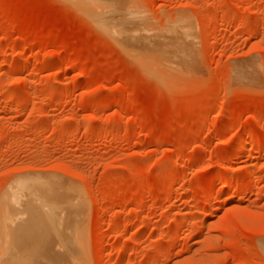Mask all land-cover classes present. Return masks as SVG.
I'll list each match as a JSON object with an SVG mask.
<instances>
[{
    "label": "rangeland",
    "instance_id": "374dc122",
    "mask_svg": "<svg viewBox=\"0 0 264 264\" xmlns=\"http://www.w3.org/2000/svg\"><path fill=\"white\" fill-rule=\"evenodd\" d=\"M110 1L152 61L85 0H0V264H264V0ZM23 186L82 210L17 225Z\"/></svg>",
    "mask_w": 264,
    "mask_h": 264
},
{
    "label": "bare ground",
    "instance_id": "6f19581e",
    "mask_svg": "<svg viewBox=\"0 0 264 264\" xmlns=\"http://www.w3.org/2000/svg\"><path fill=\"white\" fill-rule=\"evenodd\" d=\"M86 1V6H85V11H87V13L88 14H90L91 15V19H92V17H94L93 19H94V21L96 22L95 24L96 25H98V27L99 28H102L105 32H108V34L110 35L111 34V36L113 37V39H117L120 43H121V45H120V47L121 46H123V47H125V49L127 50V51H129V55L130 54H133L134 55V57L135 58H137V59H139V60H145V61H149V60H151L152 61V58H150V54L152 55V57H153V54H152V52L150 53V54H148L147 53V51H143V49L145 48L146 49V44H145V42H144V45L145 46H142L143 44V42L142 41H144L145 39H144V35L143 34H141V33H139L138 31H133L129 26H128V24H127V21L129 20L128 18H126V22L125 21H123L125 18H123V15H124V13H121L120 11H118V10H120V7L118 8L117 6V4H116V2H115V5L116 6H114V2H111L110 0H85ZM114 1V0H113ZM82 3H84V2H82ZM118 3V2H117ZM113 4V5H112ZM79 6H80V4H78ZM77 5V6H78ZM84 6H82V8H84ZM114 6V7H113ZM81 8V7H80ZM106 8V10H104ZM139 31H142V30H139ZM141 34V35H140ZM143 38V39H142ZM117 40H115L116 42H117ZM146 41V40H145ZM118 43V42H117ZM148 44H149V42H148ZM144 47L143 49H142V47ZM149 47H151V45L149 46ZM122 48V47H121ZM147 48H148V46H147ZM125 49H123V50H125ZM144 49V50H145ZM151 49V48H150ZM125 50V51H126ZM148 50V49H147ZM153 50V49H152ZM149 51V50H148ZM148 54V55H147ZM128 55V56H129ZM136 59V60H137ZM150 62V61H149ZM147 63V62H146ZM19 89V88H18ZM24 90V89H23ZM15 92H16V90H15ZM15 92H13L14 94H15ZM36 176V175H35ZM47 177V176H46ZM39 178V177H38ZM42 187V186H41ZM23 188H24V186H23ZM32 187L31 186H29V189H31ZM40 188V187H39ZM51 189H52V187H50ZM70 188V187H69ZM18 189H20V187L18 188ZM33 189V188H32ZM31 189V190H32ZM63 189L64 188H62L61 190L63 191ZM67 189V188H66ZM71 189V188H70ZM41 190V189H40ZM44 190V189H43ZM46 190V189H45ZM54 190V189H53ZM59 190V189H58ZM25 191V192H24ZM28 191V190H27ZM26 191V189L24 188V190L22 189V193H21V191H19V192H15L14 194H11V195H13V197H16L17 198V200H19V201H17V203L15 204L14 203V205H13V209H14V214H15V218L14 219H16V217H18L17 218V225H18V223L19 224H24V223H28V221H27V215L28 214H30L33 210L35 211V213H36V215H35V213H34V211H33V213H32V216H33V214H34V217H31L30 216V220H31V218H33V219H35V221L32 219L31 221H34V224H35V222H36V224H37V222L39 221V225L38 226H43V224H44V222H43V214L44 215H46V213L44 212L43 214H42V212H41V210L39 211V209H43L42 207H44V204L46 203V201H47V207H48V205L49 204H51L50 202H53V204H54V202H56L57 203V195H59V197H61V195H62V199H64V197H65V199H66V197H68V195H66L65 196V194H64V196H63V193L60 195V193L59 194H57V195H55V197H53V200L52 201H50L48 198H50V196L49 197H47V196H44L45 194L42 192L41 193V196H42V194H44L42 197L40 196V195H37L39 192V190H33L32 192H31V194H32V196H34L36 199H34V202L33 203H37L38 204V200L40 201H42V200H46L45 201V203L42 201V203H43V205L41 206H37V204H36V207H40L39 209L38 208H36L37 210H38V212H40V213H37V210L36 209H33L32 208V211L30 212V213H28L27 214V212H29L28 211V208L31 206L30 204H32V200H28V192ZM55 191V190H54ZM57 191V190H56ZM67 191V192H66ZM25 194H24V193ZM34 192H37V193H34ZM41 192V191H40ZM52 192V191H51ZM63 192H66L67 194H68V189L67 190H65L64 189V191ZM35 195H34V194ZM56 193H58V192H56ZM30 195V194H29ZM47 195V194H46ZM53 195H54V193H53ZM72 195V194H71ZM37 197H41L42 199H38ZM45 197V198H44ZM25 198V199H24ZM44 198V199H43ZM47 198V199H46ZM55 198V199H54ZM73 198V197H72ZM11 199H12V197H11ZM38 199V200H37ZM62 199H58V200H62ZM69 199V198H68ZM16 200V199H15ZM35 200H36V202H35ZM71 200V199H70ZM10 201V200H9ZM13 201H14V199H13ZM13 201H11V202H13ZM64 201V200H63ZM63 201H60V203L61 202H63ZM68 201V200H67ZM31 202V203H30ZM41 203V204H42ZM59 203V202H58ZM70 203H72V202H70ZM13 204V203H12ZM39 204H40V202H39ZM63 204V203H62ZM65 204H68L67 202L65 203ZM14 206H15V208H14ZM46 206V205H45ZM56 206H58V204L56 205ZM63 206H64V204H63ZM68 205H66V206H64V207H67ZM70 206V205H69ZM12 207V206H11ZM31 207H33V205L31 206ZM52 204H51V206L49 205V208L50 209H48V210H52V212L54 213H56V211L57 212H59V211H62L63 210V213L66 211L65 209L66 208H64V209H61V210H59L58 208L55 210L54 209V207H53V209L55 210H53L52 209ZM71 207H72V209L73 210H75V208H78V206H76L75 207V205H74V207L75 208H73V205H71ZM71 207H68V209H69V211L71 210ZM35 208V207H34ZM30 210H31V208H29ZM47 209H43V210H47ZM65 210V211H64ZM78 210H82V209H79L78 208ZM77 210V211H78ZM12 211V210H11ZM68 210L66 211V214H63L62 212H60V213H62L63 215H65L64 217H66L67 218V214H68V212H69ZM72 211V210H71ZM76 211V210H75ZM47 212V211H46ZM13 213V212H12ZM11 213V214H12ZM50 213L51 212H48V216H50ZM70 213V212H69ZM72 213H74V212H71L70 213V216H71V218H72V216L73 215H71ZM77 213V212H76ZM75 213V214H76ZM37 214H40V216L39 215H37ZM42 214V215H41ZM56 214H58V213H56ZM74 214V216H76L77 217V214L75 215ZM79 214H81V213H79ZM13 215V214H12ZM52 215L54 216V219H55V217L57 216H55V214H52L51 213V217H52ZM42 219L41 220V223H40V218ZM69 216V215H68ZM81 217V216H80ZM9 218V217H8ZM12 218V217H11ZM36 218H38L39 220H36ZM53 218V217H52ZM70 218V219H71ZM29 219V218H28ZM54 219H52L53 221H54ZM67 219H69V217L67 218ZM79 219V218H78ZM26 220V221H25ZM51 220V221H52ZM74 220V219H73ZM13 221H15V220H13ZM31 221H29V224H30V222ZM45 221V220H44ZM52 221V222H53ZM51 222V224H53ZM14 223V222H13ZM31 223H33V222H31ZM56 223V222H55ZM35 224V226L37 227V225ZM54 226H58L57 224H53ZM31 226H32V224H31ZM34 226V225H33ZM69 230V229H68ZM19 236V235H18ZM14 238H16V237H14ZM17 244V243H16ZM16 244L14 245L15 247H17L16 246ZM54 244H56V243H54ZM53 244V248L55 247V246H57L58 244H56V245H54ZM29 245H31V244H29ZM28 245V246H29ZM33 245V247H31L32 249H34L35 250V252L33 253H31V255L32 254H34L35 255V253H37L38 254V251L36 252V249L38 250V247H36V249L34 248V244H32ZM45 245V244H44ZM40 246V245H39ZM66 246V245H65ZM22 247V245H20L18 248H21ZM49 247L50 246H47V248L49 249ZM59 247V246H58ZM58 247H56V250H53V248L51 247L49 250L50 251H46V252H48L47 254H46V257H45V254L43 255L45 258H48L47 257V255L49 256V252H52V253H57L56 255L58 256L59 254H60V252H59V254H58V251L60 250H58L57 251V248ZM73 247V246H72ZM11 248H12V246H11ZM25 248H27V247H25ZM31 248L29 247L28 249L29 250H31ZM43 248V247H42ZM59 248H61V247H59ZM65 248H67V247H65ZM27 249V250H28ZM33 250V251H34ZM54 251V252H53ZM70 251H72V250H70ZM31 252V251H30ZM45 252V253H46ZM70 253V252H69ZM77 253V252H76ZM36 254V255H37ZM40 254V253H39ZM38 254V255H39ZM64 254V253H63ZM68 254V253H67ZM37 255V256H38ZM53 255V254H52ZM74 255V254H73ZM18 256V255H17ZM17 256H16V258H17ZM43 256L42 257H39V258H43ZM51 256V255H50ZM60 257L62 256V254L61 255H59ZM64 256H66V253L64 254ZM45 258H43V259H45ZM50 258H52V257H50ZM21 259V258H20ZM42 259V260H43ZM76 259V258H75ZM8 260V259H7ZM41 260V259H40ZM47 260V259H46ZM45 260V261H46ZM57 260V259H56ZM63 260V259H62ZM36 260H34V262H35ZM44 261V260H43ZM1 262V261H0ZM23 262H24V259H23ZM40 261H37L36 263H39ZM55 262V261H54ZM53 262V263H54ZM60 262V261H59ZM59 262L57 263V261H56V264H59ZM63 262V261H62ZM66 262V261H65ZM18 263V262H17ZM52 263V264H53ZM21 264V263H20ZM25 264V263H24ZM40 264H42V263H40ZM46 264V263H45ZM47 264H50L49 262H47Z\"/></svg>",
    "mask_w": 264,
    "mask_h": 264
}]
</instances>
